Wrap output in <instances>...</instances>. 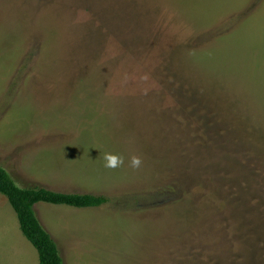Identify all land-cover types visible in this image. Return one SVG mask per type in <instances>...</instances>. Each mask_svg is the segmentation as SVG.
I'll return each mask as SVG.
<instances>
[{
  "label": "rangeland",
  "instance_id": "obj_1",
  "mask_svg": "<svg viewBox=\"0 0 264 264\" xmlns=\"http://www.w3.org/2000/svg\"><path fill=\"white\" fill-rule=\"evenodd\" d=\"M0 166L105 199L34 206L63 264H264V0H0Z\"/></svg>",
  "mask_w": 264,
  "mask_h": 264
},
{
  "label": "trees",
  "instance_id": "obj_2",
  "mask_svg": "<svg viewBox=\"0 0 264 264\" xmlns=\"http://www.w3.org/2000/svg\"><path fill=\"white\" fill-rule=\"evenodd\" d=\"M0 194L4 195L14 211L19 229L35 248L38 264H63L59 250L50 234L40 224L34 210L38 203L64 205L73 208L99 207L105 203L101 196L63 193L45 188L19 187L0 166Z\"/></svg>",
  "mask_w": 264,
  "mask_h": 264
},
{
  "label": "clouds",
  "instance_id": "obj_3",
  "mask_svg": "<svg viewBox=\"0 0 264 264\" xmlns=\"http://www.w3.org/2000/svg\"><path fill=\"white\" fill-rule=\"evenodd\" d=\"M104 166L106 168H117L124 163V157L120 154L113 152H106L103 156ZM142 161L139 156L133 155L130 157V166L132 168H139Z\"/></svg>",
  "mask_w": 264,
  "mask_h": 264
}]
</instances>
